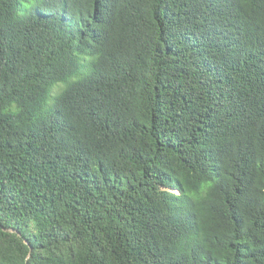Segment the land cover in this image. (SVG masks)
<instances>
[{"label": "trees", "instance_id": "trees-1", "mask_svg": "<svg viewBox=\"0 0 264 264\" xmlns=\"http://www.w3.org/2000/svg\"><path fill=\"white\" fill-rule=\"evenodd\" d=\"M0 264H264V0H0Z\"/></svg>", "mask_w": 264, "mask_h": 264}]
</instances>
